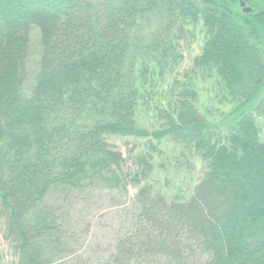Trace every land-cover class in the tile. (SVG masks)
I'll list each match as a JSON object with an SVG mask.
<instances>
[{
	"label": "trees",
	"instance_id": "trees-1",
	"mask_svg": "<svg viewBox=\"0 0 264 264\" xmlns=\"http://www.w3.org/2000/svg\"><path fill=\"white\" fill-rule=\"evenodd\" d=\"M241 1L253 12L240 0H0V219L17 264H57L53 191L129 187L130 222L103 264H264V0ZM34 28L42 56L25 98ZM197 163L204 177L186 183Z\"/></svg>",
	"mask_w": 264,
	"mask_h": 264
},
{
	"label": "rangeland",
	"instance_id": "rangeland-1",
	"mask_svg": "<svg viewBox=\"0 0 264 264\" xmlns=\"http://www.w3.org/2000/svg\"><path fill=\"white\" fill-rule=\"evenodd\" d=\"M29 58L27 63L28 79L24 87V97L28 98L39 71L42 56L41 36L34 28L30 35ZM202 37H197L192 48L185 53V68L192 66V58L199 53ZM262 45L264 46V29H262ZM188 43L187 45H190ZM186 46L185 43H183ZM212 80H205L198 86L202 107L209 105ZM263 97V96H262ZM262 138L264 140V119L261 121ZM118 149L128 156L125 141H115ZM129 168V166H128ZM186 178V183H195L204 177L205 169L197 163L196 169ZM181 176H176L175 185L185 184ZM180 178V179H179ZM138 188L129 187L126 192L96 188L81 192L55 190L45 201V205L58 214L62 230L61 247L50 251L49 258L57 264H103L115 249L118 239L123 235L134 208ZM4 223L0 219V262L1 264H17L18 259L10 244L4 238Z\"/></svg>",
	"mask_w": 264,
	"mask_h": 264
},
{
	"label": "water",
	"instance_id": "water-1",
	"mask_svg": "<svg viewBox=\"0 0 264 264\" xmlns=\"http://www.w3.org/2000/svg\"><path fill=\"white\" fill-rule=\"evenodd\" d=\"M240 6L242 8L243 13H245V14H250L253 12V9L249 6H247L246 3L241 1V0H240Z\"/></svg>",
	"mask_w": 264,
	"mask_h": 264
}]
</instances>
